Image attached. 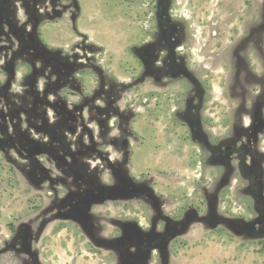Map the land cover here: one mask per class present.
<instances>
[{"label":"flooded vegetation","instance_id":"obj_1","mask_svg":"<svg viewBox=\"0 0 264 264\" xmlns=\"http://www.w3.org/2000/svg\"><path fill=\"white\" fill-rule=\"evenodd\" d=\"M131 1L145 6L146 27L131 47L132 77L117 83L97 66L94 46L82 43L83 53L63 54L37 38L36 26L74 12L73 0H0V152L43 202L2 241L0 264H44L38 248L55 222L74 225L85 240L111 252V264H170L171 247L197 226L264 243V69L258 65L264 64V23L223 43L219 54L220 37L193 33L172 14L173 0ZM26 57L31 74L19 81ZM218 66L225 68L227 87L219 128L207 115ZM89 69L99 82L84 94L76 75ZM64 91L80 93V100L70 102ZM128 93L134 96L126 106ZM142 111L151 124L170 119L183 126L202 168L213 170L211 177L201 175L208 185L203 215L175 216L170 201L153 191L154 177L131 175V142L138 143L133 126ZM228 190L242 198L239 219L220 210ZM120 202L132 206L134 216L109 212L108 204Z\"/></svg>","mask_w":264,"mask_h":264},{"label":"rangeland","instance_id":"obj_2","mask_svg":"<svg viewBox=\"0 0 264 264\" xmlns=\"http://www.w3.org/2000/svg\"><path fill=\"white\" fill-rule=\"evenodd\" d=\"M77 2L78 5L74 3V12L50 21L58 23L57 29L72 32L77 41L63 49L48 48L40 38L43 24H39L35 32L42 46L48 51L77 54L83 53L78 47L79 44H90L98 49L95 58L101 71L107 73L117 83L129 81L135 66L131 47L144 33L146 27L145 6L135 4L131 0H77ZM141 2L147 3L145 0ZM172 14L181 17L188 23L193 33L203 39L220 37L219 40L215 38L216 48L220 54L223 43L229 45L232 38L244 36L251 32L252 27L264 23V0H173ZM31 29L30 26L26 31ZM79 30L94 40L106 44H121L123 49L120 54L108 50L92 42ZM258 65L261 70L264 69V64L260 60ZM29 66L26 57L16 72L19 81L23 76L31 74ZM216 70L215 74H211L212 97L215 104H210V111L207 112V115L213 114L208 115V118L214 127H218L222 122L226 111L224 99L227 95L225 68L218 66ZM4 78L5 75L0 70V80ZM76 79L82 93L91 94L98 86L99 74L91 69L82 70L76 75ZM44 81L45 79H39V83ZM79 94L73 91L63 92L72 103L80 100ZM133 96L132 93L126 95V106ZM133 131L138 137V143L131 142L134 158L130 172L133 178L141 180L154 177L153 191L170 201L169 208L172 213L176 210L175 216L180 217L189 210H198L200 215H203L206 210L203 188L208 185L203 184L201 175L211 177L213 170L202 168L199 149L184 134L183 126L172 125L170 119L151 124L142 111L133 126ZM42 204V197L38 192L20 172L14 170L0 152V247L2 241L11 235V230L21 223H29ZM241 205L242 198L239 193L231 190L222 193L220 210L226 217L241 218L239 214ZM107 208L117 218H121L120 215L128 218L135 214L132 206L125 202L108 204ZM139 208L143 209V206L140 205ZM79 230L74 225L64 222H55L47 227L38 248L42 262L111 264L114 260L111 252L85 240ZM181 240L174 243L170 249V264H264V243L243 241L233 232L224 229L213 232L197 226L190 236H185Z\"/></svg>","mask_w":264,"mask_h":264},{"label":"crops","instance_id":"obj_3","mask_svg":"<svg viewBox=\"0 0 264 264\" xmlns=\"http://www.w3.org/2000/svg\"><path fill=\"white\" fill-rule=\"evenodd\" d=\"M56 25H58L57 22H48L41 26L40 38L44 45L51 49H63L66 48V45L70 43L73 44L77 41V38H75L72 32H67L66 29H57ZM79 31L80 33L86 35V33L82 30ZM86 36H88L92 42H96L98 45L106 47L108 50L116 51L119 54L123 49L121 44H106L103 41L92 39L89 35Z\"/></svg>","mask_w":264,"mask_h":264},{"label":"trees","instance_id":"obj_4","mask_svg":"<svg viewBox=\"0 0 264 264\" xmlns=\"http://www.w3.org/2000/svg\"><path fill=\"white\" fill-rule=\"evenodd\" d=\"M74 3H75L76 5H78V2H77V0H74Z\"/></svg>","mask_w":264,"mask_h":264}]
</instances>
